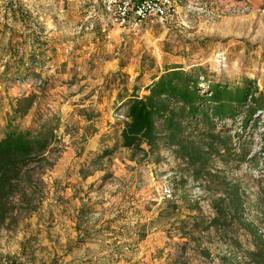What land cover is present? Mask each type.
<instances>
[{
	"label": "rangeland",
	"instance_id": "1",
	"mask_svg": "<svg viewBox=\"0 0 264 264\" xmlns=\"http://www.w3.org/2000/svg\"><path fill=\"white\" fill-rule=\"evenodd\" d=\"M93 5L94 0H0V55L8 38L15 44L37 34L50 46L39 73L0 81V128L15 98L34 95L30 112L16 123L24 127L38 116H57L55 164L66 152L73 160L50 206L42 201L53 167L39 177L36 209L18 213L15 227L0 228V264H218L228 247L213 230L192 229L193 215L206 220L213 215L215 195L203 190L204 181H194L170 150L160 149L157 159L152 154L132 159L129 151L117 149L93 161L115 142L114 125L122 120L113 111L118 90L129 94L136 85L143 93L150 75L164 66H202L214 81L249 79L264 94V0H174L165 21L124 32L106 27L104 40L97 39L102 27ZM81 43L89 45L76 50ZM144 54L155 66L139 75ZM63 60L65 68L58 71L54 66ZM256 119L242 133L248 148L244 162L215 160L213 169L239 184L250 219L257 223L253 206L258 196L264 198V158L257 157L264 142V111ZM240 121H227L234 140ZM195 201L198 211L187 207ZM112 219L122 227L105 223ZM181 219L187 221L184 230ZM234 236L244 248L251 247L244 230Z\"/></svg>",
	"mask_w": 264,
	"mask_h": 264
},
{
	"label": "trees",
	"instance_id": "2",
	"mask_svg": "<svg viewBox=\"0 0 264 264\" xmlns=\"http://www.w3.org/2000/svg\"><path fill=\"white\" fill-rule=\"evenodd\" d=\"M101 30L97 39H107L108 33ZM121 39L124 40L123 36ZM11 40L8 38L1 46L0 61H4L0 62V81L24 80L39 73L45 63L44 52L50 49L47 42L40 40L37 34L15 44ZM86 45L89 43H81L75 49ZM65 65L63 60L54 67L63 71ZM77 65L80 63H75ZM154 66L155 60L144 54L139 61V75ZM142 89L143 93L141 87L133 85L129 94L118 90L113 111L123 116L122 127L114 144L97 153L93 162L117 149L129 151L132 159L147 158L151 154L157 159L160 149L170 150L184 162V169L191 173L194 181H204L202 189L215 195L210 201L213 215L207 220L199 214L193 215L192 229L199 233L213 230L228 247L218 255V264H264L263 195L258 196L253 206L256 223L250 219V206H246L245 192L239 184L222 175L218 168L213 169L215 160L224 164L244 162L248 148L241 139L242 133L249 121L255 126L256 118L264 111V94L249 79L238 83L208 80L202 66L186 69L180 64L164 66L152 73ZM33 103L34 95L15 98L11 113H6L8 116L0 128V228L15 227L18 213L36 209L39 177L53 167L58 157L57 116H38L24 127L16 123L18 117L30 112ZM239 117L241 121L237 123L241 131L234 140L226 129L227 121L230 123ZM257 157L264 158V142ZM184 182L181 180L180 184ZM198 205L195 201L193 206L187 207L198 211ZM169 207L177 206H166V209ZM180 223L184 230L187 221L181 219ZM238 229L248 235L251 247L244 248L234 236ZM237 251L242 253L240 257ZM200 252L210 256L206 248H201ZM6 264L20 262L9 260Z\"/></svg>",
	"mask_w": 264,
	"mask_h": 264
},
{
	"label": "built area",
	"instance_id": "3",
	"mask_svg": "<svg viewBox=\"0 0 264 264\" xmlns=\"http://www.w3.org/2000/svg\"><path fill=\"white\" fill-rule=\"evenodd\" d=\"M174 0H94L95 20H98L102 29L116 28L124 32L133 26L156 20L165 21ZM86 29L87 26H84ZM117 118H123L117 115ZM56 132V131H55Z\"/></svg>",
	"mask_w": 264,
	"mask_h": 264
},
{
	"label": "crops",
	"instance_id": "4",
	"mask_svg": "<svg viewBox=\"0 0 264 264\" xmlns=\"http://www.w3.org/2000/svg\"><path fill=\"white\" fill-rule=\"evenodd\" d=\"M116 128H118V132L120 131L122 124L118 123L115 125ZM114 128V127H113ZM69 153L66 152V154L59 157L56 164L53 166L50 173H47L46 177V189H49L48 197L46 196L44 200L42 201V206H50L52 201V195H57V193H61L62 186L65 183V180L67 179V167L68 164L71 163L73 160L70 156H68ZM47 195V192H46ZM118 214V213H117ZM106 224L109 223L111 227H122V222H119L118 219H112L110 222H105ZM120 238V237H119ZM116 255V253L111 254ZM109 257V256H107Z\"/></svg>",
	"mask_w": 264,
	"mask_h": 264
}]
</instances>
